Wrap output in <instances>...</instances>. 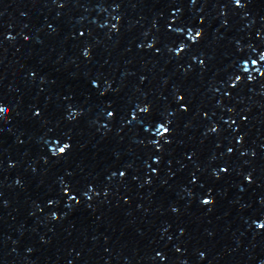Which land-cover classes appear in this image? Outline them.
Wrapping results in <instances>:
<instances>
[{
  "label": "snow or ice",
  "instance_id": "6c2138e0",
  "mask_svg": "<svg viewBox=\"0 0 264 264\" xmlns=\"http://www.w3.org/2000/svg\"><path fill=\"white\" fill-rule=\"evenodd\" d=\"M197 35H199V33H197ZM165 131H167V129H165ZM68 147H69L68 145H64L63 147H60L58 151H59L60 153H65V149L68 148ZM204 203L207 204L208 201L205 200Z\"/></svg>",
  "mask_w": 264,
  "mask_h": 264
}]
</instances>
